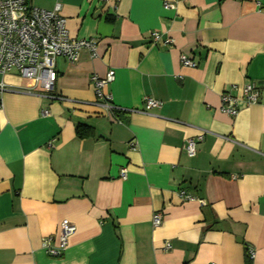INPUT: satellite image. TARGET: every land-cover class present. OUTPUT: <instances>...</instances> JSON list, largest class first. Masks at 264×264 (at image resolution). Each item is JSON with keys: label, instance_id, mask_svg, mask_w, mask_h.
<instances>
[{"label": "crops", "instance_id": "crops-1", "mask_svg": "<svg viewBox=\"0 0 264 264\" xmlns=\"http://www.w3.org/2000/svg\"><path fill=\"white\" fill-rule=\"evenodd\" d=\"M26 1L59 4L95 55L57 58L51 93L0 75V264H264V0ZM109 71L111 109L91 83ZM249 83L257 102L224 114ZM64 219L75 232L49 257Z\"/></svg>", "mask_w": 264, "mask_h": 264}, {"label": "built area", "instance_id": "built-area-1", "mask_svg": "<svg viewBox=\"0 0 264 264\" xmlns=\"http://www.w3.org/2000/svg\"><path fill=\"white\" fill-rule=\"evenodd\" d=\"M172 4H165V8H172ZM151 44L161 41L159 33L150 32ZM165 43L171 41L167 39ZM81 50H88L95 55V45L92 41L71 39L67 28L66 19L60 13V5L55 4L51 10L29 6L26 0H0V75L16 72L22 79L35 81L44 91L51 93L55 88L57 74L54 70L55 60L64 58L72 63L78 58ZM180 62L185 67L195 68L197 63L187 57L180 56ZM113 71H109L104 79L91 77L94 93L103 105L111 109L110 96L102 93V88L113 81ZM0 90L4 86L0 84ZM258 91L252 84L244 85L240 99L231 94L221 95V111L229 117L237 114L240 100L244 104L257 102ZM145 110L160 106L158 101L151 98L144 99ZM201 136L198 137L200 141ZM132 145V144H131ZM185 152L189 157L196 153V140L188 139ZM126 170L120 169L119 177L126 178ZM184 200H192L182 192ZM151 223L158 227L162 223L160 213L152 216ZM75 226L68 220H62L56 235L44 237L41 247L49 257H59L66 250L69 238L74 234ZM247 256L252 259L254 252L247 250Z\"/></svg>", "mask_w": 264, "mask_h": 264}, {"label": "trees", "instance_id": "trees-1", "mask_svg": "<svg viewBox=\"0 0 264 264\" xmlns=\"http://www.w3.org/2000/svg\"><path fill=\"white\" fill-rule=\"evenodd\" d=\"M88 132H89V134L91 133V131L85 126H78L76 128V135L79 138H83L85 136H88L89 135Z\"/></svg>", "mask_w": 264, "mask_h": 264}]
</instances>
